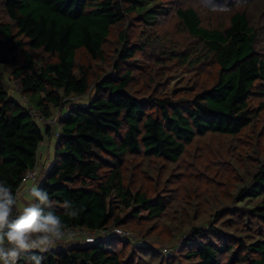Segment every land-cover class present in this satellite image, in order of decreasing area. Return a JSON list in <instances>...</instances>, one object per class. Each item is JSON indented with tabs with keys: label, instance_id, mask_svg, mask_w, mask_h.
Masks as SVG:
<instances>
[{
	"label": "trees",
	"instance_id": "16d2710c",
	"mask_svg": "<svg viewBox=\"0 0 264 264\" xmlns=\"http://www.w3.org/2000/svg\"><path fill=\"white\" fill-rule=\"evenodd\" d=\"M0 2L7 19L0 23V66L9 72L14 90L23 100L8 97L3 89L6 78L0 73V182L14 193L22 190L21 195L26 194L29 187L20 188V179L38 163L44 138H54L51 161L37 185L55 202L50 210L68 228L94 232L118 228L131 235L122 238L107 233L91 244L76 240V244L59 245L46 253L28 252L18 264H26V258L33 255L43 256L42 264H150L149 254L162 261L166 257L154 254L143 228L168 209L163 199H156L154 205L150 202L159 175L166 174L164 181L170 187L183 180L191 182L196 174L193 164L176 172L191 144L207 135L235 139L257 120L260 109L251 108L249 100L264 84V56L256 49L254 26L243 11H234L224 29H206L191 8L174 9L182 31L195 41V60L216 67L213 79L186 99L160 97L155 92L142 99L128 91L131 70L125 64L143 43L158 41L153 28L173 4L157 0ZM118 24L124 28L117 33L120 45L111 71L92 80L91 63L103 59V44ZM147 26L150 29L143 37ZM33 51H40L47 60L36 64ZM78 52L85 55L86 65L76 61ZM175 58L181 64L190 63L189 54ZM90 89L92 95L84 105L70 100L85 96ZM68 99L70 106L64 109ZM53 109L59 114L55 118ZM35 115L42 126L47 120L54 124L44 125L42 130ZM133 158L158 159L163 167L151 174L139 161L129 168ZM128 168L130 178L124 183ZM136 168L141 185L135 188ZM223 168V182L215 186L236 182L240 188L237 205L216 211L211 225L191 227L184 209L189 206L183 201V209L173 219L178 223H172L169 231H174L172 238L176 239L185 234L181 244L186 251L180 258L169 255L165 262L264 264V238L260 237L264 157L225 161ZM110 196L119 202L112 210L107 206ZM65 200L78 213L75 218L63 214ZM126 208H130L127 213ZM229 215L237 216L232 219Z\"/></svg>",
	"mask_w": 264,
	"mask_h": 264
},
{
	"label": "rangeland",
	"instance_id": "374dc122",
	"mask_svg": "<svg viewBox=\"0 0 264 264\" xmlns=\"http://www.w3.org/2000/svg\"><path fill=\"white\" fill-rule=\"evenodd\" d=\"M161 3H171L173 6L169 8L167 15L158 17L157 26L153 31L158 36V41H153L154 45L143 43V48L136 53L133 60H129L125 64V69L131 70V80L128 91L134 93L137 98H145L152 92L157 96L186 99L192 96L198 90L206 87L212 81L216 67L201 64L199 60H195L198 54L193 50L192 46L195 41L191 38L179 25V20L174 14V9L191 8L198 15L200 26L206 29H224L228 24V18L234 11H243L246 14L249 22L254 26L256 35V49L264 56V0H157ZM162 10V9H161ZM7 21L4 16L2 5L0 2V23ZM124 28V24H118L110 31L107 41L103 44L102 52L103 59L91 63V79L94 80L97 76H102L109 73L112 68V63L115 56V50L118 49L120 42L117 38V33ZM150 27H145L143 30V37L147 35L146 30ZM33 58L36 64H41L47 58L40 53V51H33ZM181 54H189L190 63L181 64L176 60V56ZM76 61L86 65L87 59L85 55L78 52ZM1 77L6 78L3 83V89L12 99H20L14 90L13 82L9 78V72L0 66ZM159 91V93H157ZM259 93H262L259 95ZM92 95V89L83 97H72L70 100L77 104L84 105L89 97ZM20 101H23L20 99ZM69 105L65 104L64 109ZM249 105L253 109H260L257 120L244 128L240 134L235 138L229 140L226 137L205 136L198 139L195 143L185 151V158L178 166L177 171H183L184 167L190 163L193 164L196 174L191 182L183 180L173 184H165V175H159V185L151 192V204H155L156 199H163L168 206V209L156 220L148 221L143 224L144 236L147 242L151 245V249H155L154 254L157 252L164 258L159 261L157 258L152 259V254L148 255V259L153 262L150 264H169L165 262L170 260V256H177L180 258L185 253V248L182 247L183 234L179 239L172 238V232L169 231L172 223L177 224L175 219L176 214L181 210L183 201H186L189 207L184 206L187 214L190 217L191 227H206L211 225L212 216L222 207H231L237 205V193L240 189L238 185L230 184L227 187V182L224 185L215 186L218 182H223V166L224 162H232L234 159L243 160L247 157H264V84L257 87L255 94L249 100ZM70 106V105H69ZM53 118L58 116L53 109L51 111ZM36 116V121L40 122L38 125L44 130V125L51 123L50 120L42 126L40 117ZM262 133V135H261ZM47 140V137L46 139ZM54 142V138L50 139ZM255 145V146H254ZM51 148H49V158ZM39 160L38 167V181L42 179L44 169L47 166V160L42 158L40 150L38 151ZM196 157H200L197 159ZM132 163L142 162V166L148 168L150 173L158 172L163 167L161 161L154 158L142 159L133 158L129 159ZM127 169L125 174V182L127 177L130 178L131 169ZM154 169V170H153ZM249 170H251L249 168ZM130 172V173H129ZM139 169L136 168V180L133 187H140L141 183L138 182L141 175H137ZM192 172V171H191ZM157 173V174H158ZM162 174V173H161ZM186 181V182H184ZM183 182V184H181ZM233 183V182H232ZM146 185V186H145ZM145 189L147 185L145 184ZM199 186V187H198ZM30 187L26 184L23 188ZM245 187V186H244ZM169 188V191H164ZM185 188V189H184ZM228 190V191H227ZM224 192L227 198L222 201ZM22 193V190L20 191ZM189 193V194H188ZM26 195V194H24ZM23 195V196H24ZM213 200L211 204L209 200ZM224 202V203H223ZM117 198L110 196L107 199V206L112 210L118 206ZM191 205V206H190ZM195 210H191L196 206ZM253 205V204H252ZM131 208V207H130ZM130 208H126V213ZM119 209V208H118ZM145 213H140L139 216L144 217ZM125 211L120 212V217H124ZM234 216L237 215H229ZM192 218V221H191ZM142 224L139 225V228ZM254 228V223H253ZM128 230L135 229L127 227ZM255 229V228H254ZM121 230V229H120ZM254 235L257 231L254 230ZM101 236L95 235L94 239ZM260 237L264 238V224L261 225ZM149 238L151 241H149ZM216 241V240H213ZM162 243V244H160ZM80 244H85L81 241ZM62 244L60 246H64ZM58 247V246H57ZM56 247V248H57ZM55 249V248H54ZM156 257V255H155ZM147 260V259H146ZM145 262V261H142Z\"/></svg>",
	"mask_w": 264,
	"mask_h": 264
},
{
	"label": "clouds",
	"instance_id": "9594fccd",
	"mask_svg": "<svg viewBox=\"0 0 264 264\" xmlns=\"http://www.w3.org/2000/svg\"><path fill=\"white\" fill-rule=\"evenodd\" d=\"M28 182L24 196L0 182V264H18L25 253L49 252L72 237L61 216L50 210L55 202L38 189L35 173L29 174ZM61 207L65 216L78 214L67 200ZM42 260L43 256L33 255L26 258V264H42Z\"/></svg>",
	"mask_w": 264,
	"mask_h": 264
},
{
	"label": "built area",
	"instance_id": "2783aa9c",
	"mask_svg": "<svg viewBox=\"0 0 264 264\" xmlns=\"http://www.w3.org/2000/svg\"><path fill=\"white\" fill-rule=\"evenodd\" d=\"M69 107V105L66 107V109ZM43 123H46L48 121H42ZM51 123L46 124L47 126H52V124H54V120L50 121ZM31 173H35L36 174V179L38 181V167L37 164L30 170L25 171V173L23 174L22 178L20 179V188L24 187L26 184H30L28 182V177L29 174ZM68 230L72 233V237L71 239H77L79 241H83V243L85 244H91L93 243L94 236L95 235H99L102 236L104 234H111L117 237H122V238H131V235L124 230H120L118 228H112L109 229V231H105V230H97V231H89V230H84V229H79V228H68Z\"/></svg>",
	"mask_w": 264,
	"mask_h": 264
},
{
	"label": "crops",
	"instance_id": "0c3cea01",
	"mask_svg": "<svg viewBox=\"0 0 264 264\" xmlns=\"http://www.w3.org/2000/svg\"><path fill=\"white\" fill-rule=\"evenodd\" d=\"M45 139L46 138H44V140L42 141L38 151L40 150V154L42 155V158L47 160L46 162H47V166H48L50 161H51V158H49L48 151H49V148H51L52 143L50 142L49 138H47V140H45ZM50 156H51V153H50ZM38 158H39V154H38ZM76 240L77 239H70L69 242L66 244H73L74 242H76ZM74 244H76V243H74ZM60 247H66V246H60Z\"/></svg>",
	"mask_w": 264,
	"mask_h": 264
}]
</instances>
